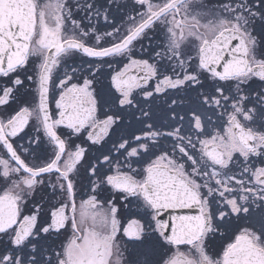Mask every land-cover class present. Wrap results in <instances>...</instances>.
<instances>
[{"label": "snow or ice", "instance_id": "6c2138e0", "mask_svg": "<svg viewBox=\"0 0 264 264\" xmlns=\"http://www.w3.org/2000/svg\"><path fill=\"white\" fill-rule=\"evenodd\" d=\"M115 3L0 0V264H264V0Z\"/></svg>", "mask_w": 264, "mask_h": 264}, {"label": "flooded vegetation", "instance_id": "af4514ba", "mask_svg": "<svg viewBox=\"0 0 264 264\" xmlns=\"http://www.w3.org/2000/svg\"><path fill=\"white\" fill-rule=\"evenodd\" d=\"M98 2H99V4L103 5V4H106L107 0H98ZM206 2L209 3V4H212V3L218 2V0H206ZM120 5H127V6L130 7L131 0H116V3H115V5H113V9H112L114 16H119L121 12H123V11L126 10L124 8H119V10H118V6H120ZM81 15H83V13H81ZM98 24H99V27L101 28V30H103V28H104V21L102 19H100L98 21ZM137 52L139 54V46L137 47ZM28 74H31V71H29ZM22 78H23V76H22ZM4 82H6V78L0 77V83H4ZM22 92H23V90H22ZM157 103H159V101H157ZM12 107H15V105H12ZM52 107H53V109L55 108L54 102L52 103ZM107 107L108 106H106V108ZM0 110H3V109H0ZM8 110H10V109H8ZM76 143H80V141H76ZM85 183H86V181H85ZM41 195H44L45 198H47L46 197V193H37L35 199L39 200L40 197H41ZM105 195H107V193H105ZM82 198H86V197H78L77 199L79 201ZM28 207L31 208L32 205L29 204ZM193 214H194V212H193ZM120 219H121L122 226H126V222L124 221L123 217H120ZM59 239L62 240L63 237H61ZM57 242H59V240ZM121 243L127 245L128 251H131L132 245L127 244V241L126 240H122ZM124 256H127V251L124 252Z\"/></svg>", "mask_w": 264, "mask_h": 264}]
</instances>
